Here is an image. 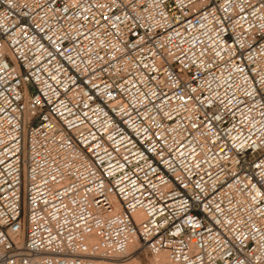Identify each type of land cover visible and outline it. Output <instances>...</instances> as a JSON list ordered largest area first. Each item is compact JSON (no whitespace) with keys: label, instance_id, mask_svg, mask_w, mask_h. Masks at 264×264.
I'll use <instances>...</instances> for the list:
<instances>
[{"label":"built area","instance_id":"obj_1","mask_svg":"<svg viewBox=\"0 0 264 264\" xmlns=\"http://www.w3.org/2000/svg\"><path fill=\"white\" fill-rule=\"evenodd\" d=\"M264 264V0H0V264Z\"/></svg>","mask_w":264,"mask_h":264},{"label":"rangeland","instance_id":"obj_2","mask_svg":"<svg viewBox=\"0 0 264 264\" xmlns=\"http://www.w3.org/2000/svg\"><path fill=\"white\" fill-rule=\"evenodd\" d=\"M130 256H128L126 259H123L120 261H116V260H102L101 261V260H98V262H96V263L97 264H99V263L100 264H132L133 261L137 260L138 262H140V264H151L150 262H151L152 256L145 253V252H141V253H138L136 255H130Z\"/></svg>","mask_w":264,"mask_h":264},{"label":"bare ground","instance_id":"obj_3","mask_svg":"<svg viewBox=\"0 0 264 264\" xmlns=\"http://www.w3.org/2000/svg\"><path fill=\"white\" fill-rule=\"evenodd\" d=\"M138 247V242L136 241V239H132L129 243L128 249H127V255H125L124 258L122 259H115L116 261H120L123 259H126L128 256L130 255H136V250ZM131 257V256H130ZM133 260V259H132ZM102 261V260H101ZM98 262V260L95 261V263ZM165 262V256L162 254H158L152 257L151 259V264H161ZM97 264V263H96ZM100 264V263H99ZM132 264H140V262H138L137 260L133 261Z\"/></svg>","mask_w":264,"mask_h":264}]
</instances>
